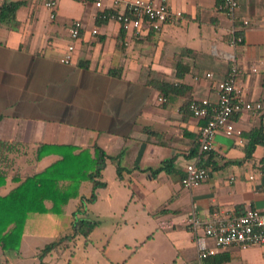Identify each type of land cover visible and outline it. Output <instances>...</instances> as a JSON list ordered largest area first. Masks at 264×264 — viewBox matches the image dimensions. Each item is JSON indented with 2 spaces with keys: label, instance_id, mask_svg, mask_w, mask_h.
<instances>
[{
  "label": "crops",
  "instance_id": "1",
  "mask_svg": "<svg viewBox=\"0 0 264 264\" xmlns=\"http://www.w3.org/2000/svg\"><path fill=\"white\" fill-rule=\"evenodd\" d=\"M47 1L57 5L53 20L44 7ZM164 1L181 18L168 20L159 32L148 30L133 38L114 21L96 22L91 3L0 0V5L21 4L14 19L0 23V173L6 177L0 196L17 186L15 178L58 159L48 155L37 161L39 145H71L91 153L97 146L109 157L120 156L124 172L117 180L116 167L108 162L100 181H106L107 173L114 189L108 193L110 184L104 182L99 190L105 197L97 190L96 201L89 205L97 206L101 198V211L120 214L119 230L138 231L132 242L116 243L112 263L264 264V246L246 251L229 247L215 259L198 261L189 225L192 212L204 220L214 211L240 214L248 206L264 211L262 146L246 159L248 141L239 145L219 131L208 180L191 190L181 186L185 167L197 163L201 154L203 120L194 118L186 104L190 99L215 102V88L232 65L244 98L262 105L261 111L236 116L235 126L244 135L253 130L264 135V0H238L236 24L243 43L235 47L229 44L230 22L218 10L221 0ZM75 21L82 29L73 64L63 65L59 59L69 43L67 28ZM95 27L98 32L92 35ZM178 65L185 72L181 77L176 76ZM110 70H121V76H110ZM205 74L212 78L205 79ZM150 83L182 88L162 94ZM159 97L167 102L159 104ZM165 161L171 164L162 168ZM88 186L81 185L82 197L90 196L91 187L89 196L82 192ZM129 211L134 216L127 220L122 214ZM34 215L48 214L28 215L18 251ZM5 261L10 264L0 249V263Z\"/></svg>",
  "mask_w": 264,
  "mask_h": 264
},
{
  "label": "built area",
  "instance_id": "2",
  "mask_svg": "<svg viewBox=\"0 0 264 264\" xmlns=\"http://www.w3.org/2000/svg\"><path fill=\"white\" fill-rule=\"evenodd\" d=\"M91 3L96 9V22L114 21L122 29L131 33L133 38H139L145 31L159 32L166 22L173 18H181L182 14L173 12L162 0L154 3L147 0H78ZM49 13V19L56 15L55 1L44 3ZM218 10L230 22L229 44L233 47L243 43V37L237 34L241 31L236 24L238 0H221ZM247 21H243L246 26ZM82 29L80 21L73 22L67 28L69 43L59 62L63 65L73 64L75 43L79 39ZM97 28H93L92 35H96ZM237 67L232 65L227 77L218 82L215 92L216 100L193 99L187 109L190 114L206 123L200 128L198 145L200 153L213 149L217 132L221 131L226 137L235 139L239 145L243 144L242 130L235 126V117L248 112L262 110L259 102H250L244 98L243 85L237 82ZM205 79H211V74H205ZM198 80V78H195ZM159 104H165L167 98L159 97ZM210 177L209 169L199 166L196 162L185 167V174L181 178V186L191 190L197 188ZM233 178H230L232 181ZM194 211V210H193ZM189 225L195 235L197 260L204 261L212 258L225 248L236 247L241 251L264 246V211L260 212L251 207H245L240 214L225 211H214L208 219H200L192 212ZM197 232H200L199 234Z\"/></svg>",
  "mask_w": 264,
  "mask_h": 264
},
{
  "label": "trees",
  "instance_id": "3",
  "mask_svg": "<svg viewBox=\"0 0 264 264\" xmlns=\"http://www.w3.org/2000/svg\"><path fill=\"white\" fill-rule=\"evenodd\" d=\"M20 5L19 2L1 4L0 23H8L14 19ZM237 34L242 35V32L238 31ZM183 71L178 65L176 76L181 77L185 74ZM109 75L120 77L121 70H110ZM149 85L150 88L162 94H176L182 88L178 84L150 83ZM192 100L187 102L186 108ZM205 123L206 119L202 121V126ZM242 138L248 141L244 146L246 159L251 156L257 145L264 148V135L259 130H253L246 135L242 134ZM48 155L58 156V159L42 170L34 169L30 176L23 179L15 178L14 182L17 183V186L6 195L0 196V249L3 253L19 250L24 224L29 214L60 215L71 200H79L72 215L71 234L46 244L35 256L41 259L52 252H57V256L61 257L71 245H74L76 238H82L85 244L90 243L98 222L85 218L87 216L86 205L95 202L96 191L104 189L106 186L104 182L100 181L101 172L106 168L108 162L115 165L117 180L122 179L124 172L120 166V156L109 157L97 146L92 147L91 153L88 148L81 149L71 145H39L36 160L39 161ZM212 160L211 151L204 152L198 156L197 164L209 169L208 167H212ZM170 164L171 161H165L162 168H166ZM5 178V175L0 173V187L5 185ZM82 184L91 187V194L88 198L80 195ZM46 203L50 204L49 209L46 207ZM215 257L216 255L204 262L215 259ZM0 264L8 263L5 261Z\"/></svg>",
  "mask_w": 264,
  "mask_h": 264
},
{
  "label": "rangeland",
  "instance_id": "4",
  "mask_svg": "<svg viewBox=\"0 0 264 264\" xmlns=\"http://www.w3.org/2000/svg\"><path fill=\"white\" fill-rule=\"evenodd\" d=\"M108 178L113 177H108L107 173L104 174V180H106L104 182L110 184L108 193L111 194V191L114 189L113 183L115 182L112 180L107 181ZM89 191V186L87 189H82V192L86 196H89ZM98 192H101V190ZM104 193L101 192V195L104 196ZM99 201L97 206L89 205L88 203L86 205L87 216L85 218L98 222L91 236L90 243L85 244L82 238H76L74 245H71L61 257L57 256V252H52L43 256L41 259H38L34 255L46 244H49L57 238L71 234L73 223L72 215L75 212L77 201H70L60 215L50 213H47L48 215L43 217L34 215L24 232L22 249L17 252H6L8 262L10 264H114L110 260L116 254V243L121 239L126 242H132L133 238H138L136 237L138 231L135 230L136 228L131 230L130 227L119 230L116 222L119 223L120 214H115V217L111 213H107L106 215L104 208H102V211L99 209L104 206L103 200L99 198ZM97 210L101 212L100 215L96 213ZM122 216L129 220L134 215L132 211H129L126 214H122ZM79 218H82V216H79ZM128 224L130 226V223ZM113 235L114 238L110 242L109 238H112Z\"/></svg>",
  "mask_w": 264,
  "mask_h": 264
}]
</instances>
